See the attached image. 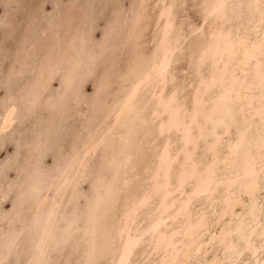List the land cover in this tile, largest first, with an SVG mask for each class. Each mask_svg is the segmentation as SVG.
Masks as SVG:
<instances>
[{"label": "clouds", "instance_id": "1", "mask_svg": "<svg viewBox=\"0 0 264 264\" xmlns=\"http://www.w3.org/2000/svg\"><path fill=\"white\" fill-rule=\"evenodd\" d=\"M0 264H264V0H0Z\"/></svg>", "mask_w": 264, "mask_h": 264}, {"label": "rangeland", "instance_id": "2", "mask_svg": "<svg viewBox=\"0 0 264 264\" xmlns=\"http://www.w3.org/2000/svg\"><path fill=\"white\" fill-rule=\"evenodd\" d=\"M5 207H10V204H6Z\"/></svg>", "mask_w": 264, "mask_h": 264}]
</instances>
